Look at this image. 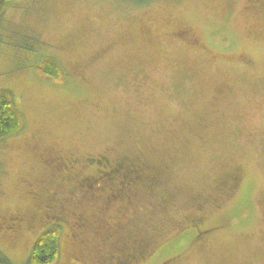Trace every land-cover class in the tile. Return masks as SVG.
I'll use <instances>...</instances> for the list:
<instances>
[{"label": "rangeland", "instance_id": "obj_1", "mask_svg": "<svg viewBox=\"0 0 264 264\" xmlns=\"http://www.w3.org/2000/svg\"><path fill=\"white\" fill-rule=\"evenodd\" d=\"M0 32V89L22 120L0 140L11 264L51 227V264H107L131 236L148 249L128 264H264V0H7ZM44 59L62 78L40 73ZM50 152L78 165L57 173ZM102 152L161 167L162 183L131 184L130 207L77 190ZM49 202L85 215L82 243L42 220Z\"/></svg>", "mask_w": 264, "mask_h": 264}, {"label": "flooded vegetation", "instance_id": "obj_2", "mask_svg": "<svg viewBox=\"0 0 264 264\" xmlns=\"http://www.w3.org/2000/svg\"><path fill=\"white\" fill-rule=\"evenodd\" d=\"M44 161L45 164H48L52 169L56 170L57 173L66 174L69 173V170L74 168L75 165H78L77 161L79 160L74 159L72 155L64 156L50 152L46 154ZM83 162H85L88 167H95V170L91 174H85L80 177L77 181V190H87L89 195L95 197L104 196L105 203H108V201H116L125 207H130L133 205L135 201L134 197L137 194L134 191L135 186L132 188L131 184L139 183L140 185H145L148 191V187L152 190L153 187L159 186L161 182V167L139 159L131 160L125 156V154L114 157V153L111 155L108 152H102V154L85 157ZM33 194L34 197L37 198L36 193L33 192ZM48 201L52 200L49 199ZM46 207L48 208V212L43 211L41 213L40 217L42 220L54 222L53 224L56 223L57 225L66 223L72 231V237L80 243L84 241L82 233L84 229L86 230V217L83 213L75 214L72 213V211L68 213L67 210L63 211L61 208L57 210L54 208L53 202H49ZM47 214H49V217ZM2 218L4 222L8 221L10 223L8 226H15V228L19 226L20 222L24 221L23 216L17 213L9 216L6 215ZM189 222L193 224L190 225V227L200 226V219L198 216H194ZM205 230L200 229L198 233L200 234ZM130 238L131 243L130 246L126 248V252L123 251L124 249H119L117 254L114 250L110 251L104 258L101 256L99 262L103 260L105 262L107 261V264H128V261H126L128 257L133 258L135 261L138 260L139 257H142L145 254V249H148L147 246L145 249L143 247L145 239L141 237L142 239L139 238V240H137L134 236ZM120 242L118 241V244H120Z\"/></svg>", "mask_w": 264, "mask_h": 264}, {"label": "trees", "instance_id": "obj_3", "mask_svg": "<svg viewBox=\"0 0 264 264\" xmlns=\"http://www.w3.org/2000/svg\"><path fill=\"white\" fill-rule=\"evenodd\" d=\"M137 6L145 5L151 0H126ZM7 0H0V19L2 7ZM1 37V32H0ZM40 73L49 78H62L60 69L52 59H44L38 67ZM22 126L20 113L15 107L14 99L8 90L0 89V140L5 136L18 131ZM57 227L46 229L35 241L31 254L28 258V264H51L58 256ZM0 264H11L9 257L0 250Z\"/></svg>", "mask_w": 264, "mask_h": 264}]
</instances>
